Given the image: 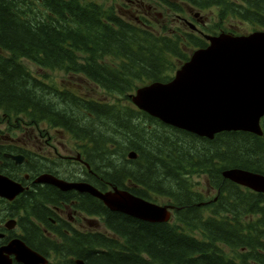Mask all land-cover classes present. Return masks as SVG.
I'll return each mask as SVG.
<instances>
[{"label": "trees", "instance_id": "1", "mask_svg": "<svg viewBox=\"0 0 264 264\" xmlns=\"http://www.w3.org/2000/svg\"><path fill=\"white\" fill-rule=\"evenodd\" d=\"M125 1L140 12L136 20L105 1L0 0V111L61 127L82 141L83 158L97 186L107 182L177 206L174 219L164 223L112 218L101 209L105 225L124 245L94 237L76 248L55 247L56 252L64 257L77 250L76 256L87 264H264V194L241 188L221 174L228 167L264 173V116L261 136L226 131L209 140L163 124L129 99L140 85L170 80L194 49L207 44L179 17L190 9L214 7L215 19L204 33L232 31L222 26L232 19L264 30V0H148L162 8L161 24L154 21L145 0ZM23 59L81 75L114 101L59 90L35 76ZM130 151L137 153L135 159L126 158ZM27 164L6 162L0 172L17 180L16 172ZM195 169L205 172L210 186L218 189L209 215L202 207L208 205L201 202L204 193L182 179ZM36 193L24 191L11 202L0 198V221L17 216L23 229L36 231L31 223L34 196H54L48 190ZM194 229L202 238L188 232ZM33 233L31 239L38 240Z\"/></svg>", "mask_w": 264, "mask_h": 264}, {"label": "water", "instance_id": "2", "mask_svg": "<svg viewBox=\"0 0 264 264\" xmlns=\"http://www.w3.org/2000/svg\"><path fill=\"white\" fill-rule=\"evenodd\" d=\"M193 26V25H191ZM209 43L195 49L189 59L168 82L152 81L130 94L131 102L162 123L212 139L222 131H245L262 135L260 120L264 116V30L234 35L220 32L205 35ZM21 163L22 155H10ZM128 158H136L130 151ZM88 166V165H87ZM224 178L264 193V175L230 168L222 171ZM40 181L63 190L75 188L100 199L111 211H119L148 222H165L172 205L138 197L126 189L114 187L99 191L91 184L58 181L43 174ZM24 187L0 174V197L13 200ZM14 219L4 226L12 229ZM0 264H46V259L24 241L13 238L0 245ZM77 264H86L77 260Z\"/></svg>", "mask_w": 264, "mask_h": 264}, {"label": "flooded vegetation", "instance_id": "3", "mask_svg": "<svg viewBox=\"0 0 264 264\" xmlns=\"http://www.w3.org/2000/svg\"><path fill=\"white\" fill-rule=\"evenodd\" d=\"M189 15L190 18L193 19L192 21L196 24L198 30H201L200 27L202 28L207 25V22L204 21L202 16L198 15V12L192 13L190 11ZM62 131L64 134L66 133V135L68 134L70 136L65 129H62ZM48 138L52 145L50 148L42 147L40 141L39 143H32L31 147H27L18 144L16 138L13 137L10 132L0 130V150L3 154L2 157H0V165L7 162L11 163L13 166H18L10 157L5 155L6 152L11 154H23L25 159L22 164L28 162V168H24V170L18 172L19 177L17 180L23 184L25 190L29 191L30 194L31 191L37 192L36 194H38L40 191L46 192V190L54 194L51 200H41L39 197L34 196L33 204L35 205V210L31 214V223L36 228V231L30 232H34L33 236L34 238L38 236V240H33V237L31 239L30 232L26 230L28 228L26 227L23 229L19 223L18 217L15 216L13 218L17 221L16 227L13 230L7 231L8 233L5 234L6 238H0V243H4L13 238L12 236H15L24 241L28 246H32L31 248L33 250L45 257L47 261L46 264H77V260L80 259L75 254L77 250H73L74 253L72 254L66 252L65 256L62 257L56 252L55 247L62 248L63 246H73V248H76L74 246H82V240L92 243L96 237H102L106 240L124 245L123 239L105 225L103 221L105 215L101 214V209L106 210L109 215L113 216L112 218L123 216L127 218L134 217L117 211H109L102 203L99 201L96 202V199L87 192L82 193V191L75 188L63 190L55 184L40 181L42 174H49L58 179V181L82 183V178H84L87 182L102 191L110 188L107 182H105L104 186L103 183L97 186L96 181L90 178L93 175L82 167L84 166L82 163V152H80L82 150L79 151L76 149V146L73 145V150L69 149L65 154H60L59 150H61L62 144L59 142V145H56V139L49 135ZM52 142H54V144ZM4 147H10L11 150L4 151ZM24 148L26 149L24 150ZM42 149H45L47 152L44 153ZM65 150L67 149H64V151ZM23 151H29L33 153V156L30 158V155H26V152ZM72 151L75 152L73 153ZM41 166L45 167L43 168ZM238 186L241 187V185ZM204 198L209 201L211 199L208 194H203L201 201H203ZM212 199L214 200L215 198ZM82 201H90V207L83 204ZM100 222L104 225L106 230H99Z\"/></svg>", "mask_w": 264, "mask_h": 264}, {"label": "rangeland", "instance_id": "4", "mask_svg": "<svg viewBox=\"0 0 264 264\" xmlns=\"http://www.w3.org/2000/svg\"><path fill=\"white\" fill-rule=\"evenodd\" d=\"M98 1L99 2L105 1L108 4L109 3L114 4V6L119 11V13L125 15L124 17L129 20H136L138 14L140 13L139 11H136V6L134 7V5H131L129 3H128L129 5H127V1L125 0H98ZM144 4L148 6L147 9L152 15V17L154 18V21L158 23L160 22L161 24V22L164 21V14L162 12L163 11L162 8L158 5L153 4L151 1H148V0H145ZM191 12L192 13L198 12V15L202 16L204 18V21L207 22V25L205 27H209L213 23V20L215 19L214 15L216 14V9L212 7V8L200 10V11L191 10ZM179 18L181 19V22L184 25H187V21L192 22L193 20L190 18L189 12H187L185 15H182ZM228 22L229 23H222V26L230 28L232 30L231 32H234V33L246 34L248 32H251L253 29L255 30L258 29L257 26H251L249 23L245 21H238V20L232 19V20H229ZM200 29L202 30L201 27ZM188 53H190V50L188 51ZM22 61L35 76L39 77L44 82L53 84L58 89L66 88V89H69L79 94L80 96H84L86 98H92L95 100H102V101H109V102L114 101L113 97H110V95L104 94L101 88L85 80L81 75H69L61 70H50V69H45V68H39L37 65H35L32 61L28 59H23ZM115 102L119 103V101L117 102V99ZM0 130L10 132V134L16 138V142L18 144L25 145L27 147H31L32 143H39L40 141V144L42 147L50 148L52 145L48 138V135H49L50 137L56 139V145H59V142L62 144V148L61 150H59L60 154H65L66 151H68L69 149L73 150V147H74L73 143L77 142L76 140L72 139V137L69 136L68 134L67 135L66 133L64 134L60 127H54L50 125L49 123H43V122L30 123L23 116L7 117L1 111H0ZM52 143L54 144V142ZM64 149H67V150L64 151ZM76 149H78L79 151L82 150L80 147ZM42 150L44 153L47 152L45 149H42ZM72 152L74 153L75 151H72ZM82 155H83V152H82ZM126 158H127V154H126ZM82 171H83V168H82ZM16 173L18 174V172ZM185 176H187L186 178L188 179V181L185 179ZM185 176H183L182 179L185 180L186 183L192 182L196 184L194 185V190H197L204 194H208L211 199L214 197H217L218 189L210 186L211 185L210 180H208V175L205 174V172L204 173L199 172L198 169H195L193 173H188ZM212 182L213 184L215 183L213 180ZM237 184L238 183H236V185ZM241 187L243 186L241 185ZM243 188L246 189L245 187ZM248 190L250 191V189ZM159 199L161 200L162 198H159ZM161 201H164V200H161ZM203 201L208 203L207 206H202V207L203 209L207 207L205 214L209 215L212 210L209 207V204L211 203V201L205 198ZM221 216H223V214H221ZM3 221L4 219L0 221V224ZM99 230L101 231L106 230V228L101 222H100ZM188 232L191 233L193 236L202 238V234L200 233L199 230L194 229ZM221 246H224V245H221ZM227 252H228V249H227Z\"/></svg>", "mask_w": 264, "mask_h": 264}, {"label": "bare ground", "instance_id": "5", "mask_svg": "<svg viewBox=\"0 0 264 264\" xmlns=\"http://www.w3.org/2000/svg\"><path fill=\"white\" fill-rule=\"evenodd\" d=\"M204 28H205V26L203 27V30H204ZM219 34V33H218ZM217 33L216 34H207L206 33V35H211V36H213V35H218ZM36 65V64H35ZM38 66V65H37ZM39 68H43V67H40V66H38ZM30 70V69H29ZM169 81V80H168ZM168 81H166V82H168ZM160 82H162V81H160ZM150 83V82H149ZM146 84H148V83H146ZM145 84H143V85H140V86H138L137 88H139V87H141V86H144ZM136 88V89H137ZM136 89L134 90V92L133 93H131V95L132 94H134L135 93V91H136ZM142 111V110H141ZM155 118V117H154ZM157 119V118H156ZM164 124V123H163ZM167 125V124H166ZM175 128V127H174ZM178 129V128H177ZM181 130V129H180ZM184 131V130H183ZM187 132V131H186ZM189 133H191V132H189ZM192 134V133H191ZM212 164V163H211ZM261 174H264V173H261ZM244 186V185H243ZM245 187H246V185H245ZM246 188H248V187H246ZM151 190V189H150ZM236 195V194H235ZM229 197V196H228ZM201 207V206H200ZM254 213V212H253ZM260 229V228H259ZM260 231V230H259ZM258 234V233H257Z\"/></svg>", "mask_w": 264, "mask_h": 264}]
</instances>
